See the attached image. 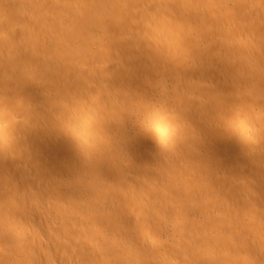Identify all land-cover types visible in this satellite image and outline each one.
Returning a JSON list of instances; mask_svg holds the SVG:
<instances>
[{
  "label": "bare ground",
  "instance_id": "6f19581e",
  "mask_svg": "<svg viewBox=\"0 0 264 264\" xmlns=\"http://www.w3.org/2000/svg\"><path fill=\"white\" fill-rule=\"evenodd\" d=\"M71 1L0 0V264H264V0Z\"/></svg>",
  "mask_w": 264,
  "mask_h": 264
},
{
  "label": "rangeland",
  "instance_id": "374dc122",
  "mask_svg": "<svg viewBox=\"0 0 264 264\" xmlns=\"http://www.w3.org/2000/svg\"><path fill=\"white\" fill-rule=\"evenodd\" d=\"M73 1H74V2H73ZM73 1H71V2H72L73 4H75V3H76V0H73ZM94 1H97V0H94ZM112 1H113L112 3H111V2L109 3L111 6H109V5H107V6L112 7L113 3H115V2H114L115 0H112ZM119 1H120V0H119ZM123 1H124V0H123ZM123 1L121 0L122 3H124ZM117 3H118V2H116V4H117ZM122 3H120V4H122ZM118 4H119V3H118ZM137 5L140 6L139 9H138V6H137ZM141 5H142V4H136V7H137L136 9L140 10V8L142 7ZM109 7H108V8H109ZM184 7H185V6H184ZM185 8H187V6H186ZM229 8H231V6H230ZM236 8H237V10L235 11ZM233 9H234V10H233ZM233 9H231V11L236 12L237 15L240 14V16L238 15V17L247 16V18H252V15H254L252 12H249L250 9L246 8V6H245V9H244L242 6H241V8H239V10H238V7H233ZM247 9H248L249 11H248ZM101 11H103V10L98 9L97 12H96V14L98 13V17H100V15H102V16H103V17H102L103 19H104V18H107L106 21H105V20H104V21H105L107 24H109V16H110V15H109V14L107 15L106 12H104V11H103V13H102ZM240 12H241V13H240ZM248 12H249L250 14H252V15H250ZM72 13H73V11H72ZM242 13H243L244 15H242ZM241 15H242V16H241ZM248 15H249V17H248ZM96 16H97V15H96ZM96 16H95V17H96ZM107 16H108V17H107ZM79 17L81 18L82 16H81V15L76 16L75 19H79ZM224 18H226V17H224ZM227 18H228V16H227ZM227 18H226V20L224 19V22H226L225 24L228 25L229 19H227ZM253 18H254V17H253ZM227 20H228V21H227ZM248 20H249V21L251 20L252 22H255V19H254V20H252V19H248ZM81 23H83V21H81ZM95 32H96V31H95ZM95 32H93V33H94V36L97 37L98 35H96L97 33H95ZM94 39H95V38H94ZM231 39H234V38H231ZM96 40H98V39H96ZM96 40H95V41L93 40V42L91 41L89 44L93 43L92 46H95V45L97 44V47H102L103 44H102L99 40H98V41H96ZM245 40H246V38H244V42H243V43H244L245 45H249V47H250V45H251L252 47H256V48L259 46V44H258L257 41H253V40H251V39H247L248 41L246 40L247 42H245ZM250 40H251V41H250ZM233 41L236 42L235 40H233ZM252 41H253L254 43H253ZM94 42H95V43H94ZM214 42H215V44H213V45L211 46V49L216 50V51H219V49H221V47H222L221 42H220V41H217L216 39L213 40V43H214ZM255 42H256V45H255ZM216 43H217V45H216ZM136 44H137V43H136ZM101 45H102V46H101ZM107 45L110 47V50L113 52V50H112L113 48L111 47V44H109V43H108V44H105V45H104L105 47L103 46V48L105 49V50L103 49L104 52H109V51H110L109 48L107 49V47H108ZM214 45H215V47H213ZM219 45H220V47H219ZM106 46H107V47H106ZM95 47H96V46H95ZM97 47H96V48H97ZM111 48H112V49H111ZM235 48H236V47H235ZM162 49H163V50H162ZM69 50H70V51H69L70 53H73V55H75V54H74V53H75L74 50H72V49H69ZM95 50H96V49H95ZM108 50H109V51H108ZM159 50H160V51H159ZM221 50H222V49H221ZM221 50H220V51H221ZM236 50H237V51H236ZM236 50H234V47H233V53H237V52H239V51H238V48H236ZM67 51H68V50H67ZM97 51H98V50H97ZM111 51H110L109 53H111ZM158 51H159L160 53H159ZM235 51H236V52H235ZM157 52H158L160 55H163V54L165 53V47L157 48ZM161 53H162V54H161ZM96 55L98 56L97 53H96ZM96 55H95V56H96ZM97 56H96V57H97ZM120 57H122V55H121ZM136 63H137V67L134 66V68H136L137 73H138V71H139V74H138V75H140V73L142 74V72L144 71V69H143V66H138V65H140L138 62H136ZM136 63H135V64H136ZM207 63H208V61L198 62V65H199L200 67L202 66V67H204V68H207V67L209 66ZM135 64H134V65H135ZM140 68L143 69V70H140ZM140 77H141V75L138 77V78L141 79V80L138 79V81H139V85H142V84H140V83L142 82V78H140ZM164 78H166V84H164L161 88L164 89V90H166V92L163 91L162 89H158V90L154 89V90L152 91V93H157V92L159 91L160 93H162V95H167V96H168V94H166V93H169V94H170V93L174 90V86H175V85L172 83L173 75H166ZM170 80H171V81H170ZM140 81H141V82H140ZM168 82H170L171 86H170V84H168ZM1 85L4 86L3 84H1ZM1 85H0V89H1V90H0V91H1V92H0V95H1V93L3 92L2 89L5 88V86H6V85H5L4 87H2ZM165 85H166V89H165V87H164ZM172 86H173V87H172ZM6 87H7V86H6ZM171 87H172V88H171ZM169 89H170V90H169ZM172 89H173V90H172ZM93 92H94V94L96 93L95 91H92V92H90V93H93ZM236 103L240 104L239 101H236ZM148 111H149L151 114H150ZM147 112H148V113H147ZM145 113H146V115L149 114V116H150V115H152V113H154V110H152V109H151V110L148 109V110L145 111ZM12 114H13V113H12ZM149 116H147V118H148ZM17 118H18V117H17ZM147 118H146V121H147ZM148 119H149V118H148ZM122 124H123V123H122ZM126 125H127V124H126ZM136 125H139V124H136ZM136 131L139 132L140 129H137Z\"/></svg>",
  "mask_w": 264,
  "mask_h": 264
}]
</instances>
